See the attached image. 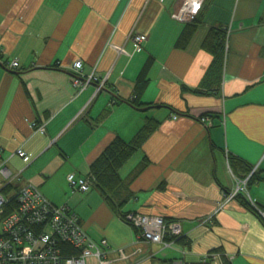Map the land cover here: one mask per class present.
Wrapping results in <instances>:
<instances>
[{"label": "crops", "instance_id": "obj_1", "mask_svg": "<svg viewBox=\"0 0 264 264\" xmlns=\"http://www.w3.org/2000/svg\"><path fill=\"white\" fill-rule=\"evenodd\" d=\"M179 2L0 0L2 155L17 190L30 184L53 205L67 206L91 239L108 242L112 264H264L262 217L238 199L217 210L255 170L240 198L264 211V0H204L202 22L184 49L175 47L184 25L172 19ZM216 27L226 30L224 65L220 80L204 86L212 57L202 43ZM134 34L147 38L139 51ZM12 61L14 72L3 66ZM78 61L83 75H109L93 99L94 85L80 93L71 85ZM134 101L152 108L139 111L128 104ZM204 116L210 126L200 122ZM147 119L156 129L119 172L128 183L122 208L115 212L97 190L70 195L68 174L87 176L115 138L130 141ZM18 149L25 159L10 158ZM228 158L246 167L230 168ZM128 213L176 221L182 236L171 248L144 243L120 219ZM116 250L141 252L118 261ZM215 252L220 258L202 262Z\"/></svg>", "mask_w": 264, "mask_h": 264}, {"label": "built area", "instance_id": "obj_2", "mask_svg": "<svg viewBox=\"0 0 264 264\" xmlns=\"http://www.w3.org/2000/svg\"><path fill=\"white\" fill-rule=\"evenodd\" d=\"M203 0H198L190 13H185L186 0H180L172 14V19L186 24L194 20ZM135 51H139L146 43L145 35L134 34L130 38ZM118 55H126L120 47L112 46ZM4 68L14 72L19 65L16 61L5 62ZM83 63L78 61L73 65L71 85L77 93L84 91L90 85L95 90L92 99L105 90L108 74L102 79L95 77L94 72L88 75L82 73ZM176 119V116L173 117ZM200 122L210 126L208 117L200 118ZM31 128L38 133H44V127L35 123ZM25 159L26 154L16 150L10 158ZM8 160L3 158L0 148V264H112L109 259V244L105 239L94 241L82 229L79 219L67 206H55L33 185H26L17 190L12 187L17 176L7 167ZM248 177L240 181L224 201L217 206L221 210L224 205L234 200L245 186ZM70 195L87 194L92 190L89 177L77 176L74 173L66 176ZM240 184L242 186H240ZM251 206L264 218V211L259 210L253 203ZM127 225L138 233V238L147 244L171 248L174 242L182 236L181 226L176 221H165L160 217L141 214L126 215ZM70 246L73 253L65 256L63 246ZM141 251L126 255L122 250H116L117 260L125 261ZM220 254H208L202 262H212L220 258ZM231 261V257L227 259ZM172 264H187L183 259H177Z\"/></svg>", "mask_w": 264, "mask_h": 264}, {"label": "trees", "instance_id": "obj_3", "mask_svg": "<svg viewBox=\"0 0 264 264\" xmlns=\"http://www.w3.org/2000/svg\"><path fill=\"white\" fill-rule=\"evenodd\" d=\"M200 9L198 10L197 15L193 21L183 24L184 29L182 30L177 40L175 46L176 48L184 49L190 42L197 27L202 22V17L199 14ZM225 48H226V30L221 27L211 28L208 31L202 43V49L208 54H210V56L212 57L211 66L208 69L204 79V83H203L204 86L210 81L218 82L220 80L222 74V68L224 65V58L226 52ZM56 68L59 69L58 66H56ZM146 72H147V68L142 71V73L139 75L137 79L136 89H135L136 98L140 96V94L143 92L147 84V82L145 81ZM191 92L198 95L203 94L201 90H195ZM129 103L135 105L138 108H146V107H148L149 109L152 108L151 105H144L136 101L128 102V104ZM180 116H187V115L182 113L180 114ZM208 116H204V117H208ZM156 127H157V123L153 119H147L145 124L142 126V128L136 133V135L130 141L125 142L119 138H115L103 151V153L90 166L89 174L86 177L90 178L92 189L97 190L115 212H117V210L122 208L123 205L125 204V200H123L122 197H123V193L128 188V183L120 178L119 172L121 168L124 166V164L136 152H138L142 148L143 144L153 133ZM228 160H229L230 168L234 167L235 164H239L241 166L246 167L245 163H243L240 159L228 158ZM145 164L146 162H144L142 166L138 167V169L133 173L132 179L135 178L142 171V169H144ZM250 171L251 170H249L248 173H250ZM256 176L257 174L254 173L249 178L248 183L254 177L256 178ZM118 197H120L122 200H118ZM235 199H238V201L241 200L240 203L243 206L249 208L252 212H254L256 215L261 217L259 215V212L251 206L250 202L247 201L245 202L243 199L240 198V195H238ZM128 214H123L119 216L124 223H127L126 215ZM262 219L264 220L263 217ZM179 239L180 238H178L176 241H178ZM71 252L73 253V249L70 246L68 245L63 246L62 253L65 256L70 255ZM216 253L217 252L210 254H216Z\"/></svg>", "mask_w": 264, "mask_h": 264}, {"label": "bare ground", "instance_id": "obj_4", "mask_svg": "<svg viewBox=\"0 0 264 264\" xmlns=\"http://www.w3.org/2000/svg\"><path fill=\"white\" fill-rule=\"evenodd\" d=\"M198 0H186L185 13H190Z\"/></svg>", "mask_w": 264, "mask_h": 264}, {"label": "rangeland", "instance_id": "obj_5", "mask_svg": "<svg viewBox=\"0 0 264 264\" xmlns=\"http://www.w3.org/2000/svg\"><path fill=\"white\" fill-rule=\"evenodd\" d=\"M203 1H204V0H203ZM203 1H202V2H203ZM180 24H181V23H180ZM15 184H16V182H15ZM15 184H14V183L12 184V187H13V188L15 187ZM89 264H92V262L89 261Z\"/></svg>", "mask_w": 264, "mask_h": 264}, {"label": "water", "instance_id": "obj_6", "mask_svg": "<svg viewBox=\"0 0 264 264\" xmlns=\"http://www.w3.org/2000/svg\"><path fill=\"white\" fill-rule=\"evenodd\" d=\"M149 108L140 109L139 111H147Z\"/></svg>", "mask_w": 264, "mask_h": 264}]
</instances>
